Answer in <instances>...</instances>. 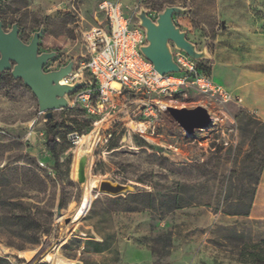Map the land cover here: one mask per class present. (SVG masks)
Instances as JSON below:
<instances>
[{"label": "rangeland", "instance_id": "rangeland-1", "mask_svg": "<svg viewBox=\"0 0 264 264\" xmlns=\"http://www.w3.org/2000/svg\"><path fill=\"white\" fill-rule=\"evenodd\" d=\"M103 1L119 4L132 26L140 25L142 13L154 22L165 8H178L172 22L199 54L190 58L195 70L232 101L190 84L171 97H152L167 107H202L212 122L187 134L167 113L139 117L147 127L143 138L112 114L88 116L70 104L51 112L53 125L71 129L56 130L55 166L46 151L48 120L36 98L10 72L0 73V258L27 264L23 255L63 240L82 195L71 177L72 135L86 136L100 124V140L87 155L90 172L99 182L130 189L118 196L92 192L86 214L58 248L63 258L77 264H243L236 256L240 246L264 240V0H3L0 20L5 32L16 24L24 43L42 29L39 53L56 54L45 72L69 62L81 71L87 59L82 34L97 25L95 15L103 20L97 14ZM167 45L172 59L185 54ZM35 238L36 244L18 249Z\"/></svg>", "mask_w": 264, "mask_h": 264}, {"label": "built area", "instance_id": "built-area-1", "mask_svg": "<svg viewBox=\"0 0 264 264\" xmlns=\"http://www.w3.org/2000/svg\"><path fill=\"white\" fill-rule=\"evenodd\" d=\"M98 10L103 20L82 34L87 54L82 70H72L60 81L62 85L85 83L83 88L69 95L73 99L72 102L67 99L68 105L81 106L88 116L103 118L112 114L119 124L129 125L146 123L137 119L156 117L165 111L155 105L152 97H171L189 84L210 98L232 101L211 79L197 72L185 54H177L173 59L179 73L159 75L141 52L147 45L144 30L139 25H130L116 2L103 1ZM57 69L54 67L48 72ZM145 131L134 132L143 138ZM73 137L78 138L76 134Z\"/></svg>", "mask_w": 264, "mask_h": 264}, {"label": "water", "instance_id": "water-1", "mask_svg": "<svg viewBox=\"0 0 264 264\" xmlns=\"http://www.w3.org/2000/svg\"><path fill=\"white\" fill-rule=\"evenodd\" d=\"M2 2L3 0H0V3ZM177 12L178 8L167 7L157 16L154 22L143 13L139 17V26L145 32L147 42L141 52L152 64L153 69L161 76L180 72L169 52L168 42L182 50L191 59L199 57V54L194 50V46L186 40L184 33L180 32L172 22V16ZM222 28H224L223 24ZM42 32V29H39L38 32L33 33L29 43H24L18 38L19 29L16 24L11 26L10 31L5 32L0 21V73L10 72L13 80H20L36 98L38 111L44 113L46 120H50L52 111L68 108L66 96L72 95L83 88L85 83L60 84V81L71 73L73 62H69L55 71H44L47 62L54 58L56 54L54 52L39 53V39ZM163 113L171 115L175 124L186 131L187 134H192L195 129L207 128L212 122L211 117L202 107L192 109L166 107ZM73 139L75 138L73 137ZM86 164L87 159L83 155L79 158L75 178L79 184L84 181ZM124 189L125 185L101 181L93 191L98 192V195L118 196L122 195ZM61 206L62 197L60 196L56 207L57 216H60ZM67 222L68 220L65 221V223ZM51 246V243L44 242L27 264H38L40 262L49 264L42 261V258Z\"/></svg>", "mask_w": 264, "mask_h": 264}, {"label": "bare ground", "instance_id": "bare-ground-1", "mask_svg": "<svg viewBox=\"0 0 264 264\" xmlns=\"http://www.w3.org/2000/svg\"><path fill=\"white\" fill-rule=\"evenodd\" d=\"M155 105H157L161 109H164L167 107L168 104L161 102V101H155ZM99 127H100V124H97V126L86 136L78 137L75 140L76 147L74 150V157H73L72 171H71L72 179L76 178L77 165H78L79 158L84 155L86 156V159H87V155H90L93 152L95 146L98 144L100 140ZM130 127L134 131L140 130L144 132L146 129V126L144 123H130ZM86 167H85V172H84L85 178H84V181L81 183V189H82L81 199H80L78 206L76 207V209L74 210L71 216L70 223L67 226H65L63 229L64 238L62 241L56 240L52 244L51 248L47 250L46 254L42 258V261L48 262L49 264H77L76 262L63 258L59 254L58 248L64 242L65 238L69 235L72 228H74L78 224V222L81 220V218L86 214L90 206V203L92 201L93 189L96 188L98 184L101 182V180L99 182L98 177H95L91 174L88 164H86ZM129 189L130 188L128 186H125V189L122 192H125ZM59 220H62V219L59 218ZM33 255L34 253L30 252V253H26L25 255H23V257L26 260L31 261L33 258Z\"/></svg>", "mask_w": 264, "mask_h": 264}, {"label": "trees", "instance_id": "trees-1", "mask_svg": "<svg viewBox=\"0 0 264 264\" xmlns=\"http://www.w3.org/2000/svg\"><path fill=\"white\" fill-rule=\"evenodd\" d=\"M3 4L4 2L0 3V6ZM59 128L71 130L70 128H67L64 124L53 125L50 120L47 121L45 127V142L47 155L51 159H53V161L55 162V166H57L58 164L55 136L56 130ZM11 217L15 218L16 213L12 214ZM37 242L38 238L31 239L28 242L22 243V245L19 246L18 249H24L26 245H34ZM236 256L238 262L243 264H264V240L252 241L249 243L242 244L238 249ZM0 264H8V262L0 258Z\"/></svg>", "mask_w": 264, "mask_h": 264}, {"label": "crops", "instance_id": "crops-1", "mask_svg": "<svg viewBox=\"0 0 264 264\" xmlns=\"http://www.w3.org/2000/svg\"><path fill=\"white\" fill-rule=\"evenodd\" d=\"M97 14H99V12H98ZM93 19H94V22H95V23H97V22L100 21V20L97 18L96 15L93 17ZM261 189L264 190V174H263V176H262V185L260 186V190H261Z\"/></svg>", "mask_w": 264, "mask_h": 264}]
</instances>
